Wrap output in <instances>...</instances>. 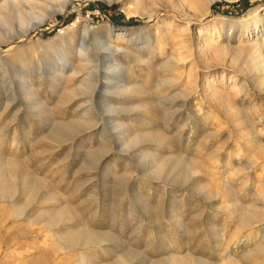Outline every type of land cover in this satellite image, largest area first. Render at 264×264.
<instances>
[{
  "label": "rangeland",
  "instance_id": "rangeland-1",
  "mask_svg": "<svg viewBox=\"0 0 264 264\" xmlns=\"http://www.w3.org/2000/svg\"><path fill=\"white\" fill-rule=\"evenodd\" d=\"M0 175V264H264V0H0Z\"/></svg>",
  "mask_w": 264,
  "mask_h": 264
},
{
  "label": "bare ground",
  "instance_id": "bare-ground-1",
  "mask_svg": "<svg viewBox=\"0 0 264 264\" xmlns=\"http://www.w3.org/2000/svg\"><path fill=\"white\" fill-rule=\"evenodd\" d=\"M211 2H213L214 0H210ZM3 169H6V171H4V172H6V174L5 175H7L8 177H10V178H15L17 175L15 174V171L12 169V168H3ZM4 175V176H5ZM16 175V176H15ZM1 176V175H0ZM3 177V176H2ZM7 179V178H6ZM4 184V183H3ZM11 184V183H10ZM9 185V184H8ZM8 188V187H7ZM10 190V191H9ZM34 190V189H33ZM6 191V190H5ZM26 191V190H25ZM8 193H9V197H13L14 196V192L11 190V189H8ZM31 193H33V191L32 192H30V193H28V191H26V194H25V196H27V200H26V202L28 203L29 202V200H31V198H33L34 199V193L33 194H31ZM29 194H31V195H29ZM6 195V194H5ZM13 195V196H12ZM26 198V197H25ZM13 209H14V211H15V213H16V215H19L20 213L22 214V212H23V210L22 209H19V207H17V206H14L13 207ZM44 223V222H43ZM47 226L50 228L51 226L49 225V223H47ZM2 228V227H1ZM50 230H52V229H50ZM10 233V232H9ZM8 236H9V234H8ZM16 236V235H15ZM91 237V236H90ZM6 238V237H5ZM78 238V236H76V234H74V235H72V234H69V233H57V232H55V239H56V241H57V244H58V246H60L61 247V249H63V250H67L68 248H76V246L78 245V240L79 239H77ZM87 238H89V236L87 237ZM91 240V239H90ZM6 245H9V244H7V241H6ZM78 247V246H77ZM17 256V255H16ZM78 259H77V263L78 264H94V262H91L90 260H89V258H88V255L86 254V253H83V252H79L78 253V257H77ZM74 262V261H73ZM70 264H73L72 262H69ZM27 264H33V262H28Z\"/></svg>",
  "mask_w": 264,
  "mask_h": 264
}]
</instances>
